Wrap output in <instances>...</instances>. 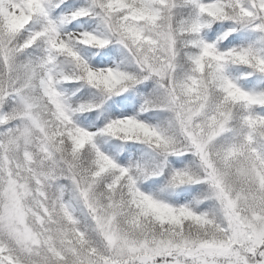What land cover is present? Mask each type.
<instances>
[{"label":"snow or ice","instance_id":"obj_1","mask_svg":"<svg viewBox=\"0 0 264 264\" xmlns=\"http://www.w3.org/2000/svg\"><path fill=\"white\" fill-rule=\"evenodd\" d=\"M0 264H264V0H0Z\"/></svg>","mask_w":264,"mask_h":264}]
</instances>
